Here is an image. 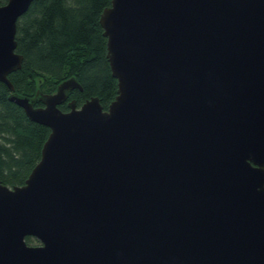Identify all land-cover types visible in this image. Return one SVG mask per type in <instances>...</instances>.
Instances as JSON below:
<instances>
[{
    "label": "water",
    "instance_id": "95a60500",
    "mask_svg": "<svg viewBox=\"0 0 264 264\" xmlns=\"http://www.w3.org/2000/svg\"><path fill=\"white\" fill-rule=\"evenodd\" d=\"M31 1L0 4V81L48 133L0 182V264H264V0H110L105 108L14 90Z\"/></svg>",
    "mask_w": 264,
    "mask_h": 264
},
{
    "label": "trees",
    "instance_id": "16d2710c",
    "mask_svg": "<svg viewBox=\"0 0 264 264\" xmlns=\"http://www.w3.org/2000/svg\"><path fill=\"white\" fill-rule=\"evenodd\" d=\"M6 0H0V4ZM110 0H32L15 23V50L22 54L19 68L7 74L16 92L33 95L36 88L50 92L61 79L74 76L81 89L67 99L79 105L96 95L103 108L114 97L116 79L105 56V37L98 16ZM9 88L0 81V182L23 183L38 160L48 127L30 120L7 99ZM67 109L66 101L58 104ZM28 244L38 243L25 235Z\"/></svg>",
    "mask_w": 264,
    "mask_h": 264
},
{
    "label": "flooded vegetation",
    "instance_id": "af4514ba",
    "mask_svg": "<svg viewBox=\"0 0 264 264\" xmlns=\"http://www.w3.org/2000/svg\"><path fill=\"white\" fill-rule=\"evenodd\" d=\"M67 99V98H66ZM66 101V100H65ZM62 103V102H61ZM34 105H41V102H36ZM67 110V109H65Z\"/></svg>",
    "mask_w": 264,
    "mask_h": 264
}]
</instances>
